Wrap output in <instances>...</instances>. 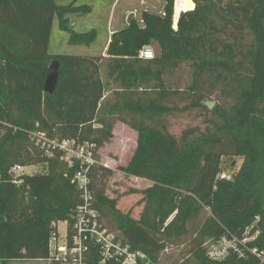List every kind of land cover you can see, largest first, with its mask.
Instances as JSON below:
<instances>
[{"label": "trees", "instance_id": "1", "mask_svg": "<svg viewBox=\"0 0 264 264\" xmlns=\"http://www.w3.org/2000/svg\"><path fill=\"white\" fill-rule=\"evenodd\" d=\"M79 1L0 0V264L46 260L52 224L69 220L82 204L73 182L79 163L69 169L58 158H48L31 140L33 133L96 146L89 174L94 207L111 232L152 264H159L166 248L187 239L196 264H264L250 252L264 253V0H191L195 8L181 13L177 30L175 0H164L163 14L145 11L142 26L132 19L111 36L107 55L136 65L131 88L148 91L151 81L150 90L158 87L163 101L184 87L192 106L204 112L203 126L180 137L132 124L137 147L120 170L151 183L140 192L144 211L138 220L132 212L122 213L119 199L107 195L114 172L101 164L99 151L113 137L107 119L117 104L108 115L103 57L49 54L56 19L71 46L97 40L95 29L79 33L70 28L69 16L93 14L92 5ZM153 44L160 55L141 59ZM55 62L60 80L49 95L45 82ZM212 98L216 105L210 110L204 103ZM121 108L128 115L168 111L156 100ZM225 158L243 161L237 172L227 174L230 180L221 178ZM44 164L47 172L26 175L21 187L13 185L12 168ZM224 236L249 239L247 258L232 254L222 262L210 261L204 239Z\"/></svg>", "mask_w": 264, "mask_h": 264}, {"label": "rangeland", "instance_id": "2", "mask_svg": "<svg viewBox=\"0 0 264 264\" xmlns=\"http://www.w3.org/2000/svg\"><path fill=\"white\" fill-rule=\"evenodd\" d=\"M82 0L89 3L95 8L94 15L87 17L73 16L71 20H80V27L71 23V29L79 33L89 32L91 29L97 31L98 37L92 48L71 46L68 43L69 34L59 29L58 19L54 22L52 39L49 49L50 55H70L89 57L96 52L101 54L112 30L115 32L127 27L130 17L142 26V13L147 11L153 14L161 15L164 0ZM69 1L58 0L59 4H65ZM176 2V1H175ZM145 4V5H144ZM114 5V6H113ZM193 6V5H192ZM176 7V5H175ZM74 22V21H73ZM73 25V26H72ZM84 25V26H83ZM85 27V28H84ZM132 81V80H131ZM149 87L154 86L153 82L148 83ZM148 87V91L133 94L132 102L141 101L147 103L156 100L168 109L164 114H146V115H128L127 112L117 104L113 114L107 119V124L113 128V137L109 143L99 151L101 164L111 170L114 175L108 182L107 195L110 198H118V209L122 213L132 212L135 219H140L144 211V204L140 203L142 195L140 192L151 185L150 182L127 176L120 167H126L133 157L137 147L138 135L133 129L132 124H144L145 126L157 129H166L171 135L180 137L183 131L203 126L204 112L192 106V96L184 89L181 91H170L166 100H159L160 89L157 87L153 90ZM175 88V87H174ZM205 102L215 103L212 99ZM106 110V109H105ZM243 161L238 158H225L223 167L226 174L237 172ZM48 164L39 166L26 167L25 173L35 175L47 172ZM65 228V222H59L61 236ZM207 242L208 238L204 239ZM192 242L187 239L180 245L173 246L172 250L163 259L164 264H181L189 260L191 264H196L197 255L191 253ZM167 259V260H166ZM167 261V262H166ZM23 264H46L45 262H24Z\"/></svg>", "mask_w": 264, "mask_h": 264}, {"label": "built area", "instance_id": "3", "mask_svg": "<svg viewBox=\"0 0 264 264\" xmlns=\"http://www.w3.org/2000/svg\"><path fill=\"white\" fill-rule=\"evenodd\" d=\"M157 57L153 45L147 46L140 54L143 60H154ZM31 140L35 146L48 158H58L69 169L75 163H79L80 169L76 173L73 182L78 186L82 204L72 213L65 222L63 235L61 236L59 223L52 224V232L49 242V256L42 261L49 264H152L147 256L123 241L119 236L111 232L104 224L100 212L94 207V195L89 177L91 166L96 163V146L91 143H81L78 140L50 139L46 134L33 133ZM22 166H15L11 170L12 183L16 187L24 184L25 173ZM223 179H231L230 175H221ZM171 217L167 223L172 220ZM249 239L240 241L236 237H222L219 240L208 239L203 248L206 257L212 262H222L232 254L241 259L247 258L244 251ZM172 248H166L168 255ZM253 256L264 262V253L256 249L250 251ZM165 255V256H166ZM164 256V257H165ZM163 259L159 264H164Z\"/></svg>", "mask_w": 264, "mask_h": 264}, {"label": "crops", "instance_id": "4", "mask_svg": "<svg viewBox=\"0 0 264 264\" xmlns=\"http://www.w3.org/2000/svg\"><path fill=\"white\" fill-rule=\"evenodd\" d=\"M64 1H69V0H64ZM80 2H82V0H80L78 2V5H83V4H80ZM117 2H118V0H116L114 2V5L117 4ZM141 2L143 3L144 0H142ZM192 2H193V0H192ZM84 4H89V3L84 2ZM175 5H176V2H175ZM164 7H163V13H164ZM194 8H195V6L193 8H190V9L194 10ZM175 12L176 11L174 9V18H175ZM182 12H185V11H182ZM94 13H95V8H94L92 15H94ZM181 13L176 17V19H174V28L178 27V22H179ZM72 18H73V16H69L70 25H71V23H74L75 26H77L78 28H81L80 27V20H71ZM53 29H54V27H53ZM52 32H53V30H52ZM114 33H115L114 30H112L110 32L107 43H106L101 54H98L96 52L93 53V50H91L92 53L89 56V57H103L102 79L106 85V94L104 96L103 106L105 105V109L106 108L108 109V110L106 109V111H108V113H107L108 115H110V111L112 110L111 107L116 105V104H118L120 107L122 105H124L125 103L131 104V102H132L131 93L132 92H143V89L136 90L134 88H131V84L129 83L130 79H132L131 76L132 75L135 76V74L132 72L136 71V65L131 63L127 58L109 57L107 55V48H108V45L111 41V36ZM51 39H52V35H51ZM95 42L90 46H81V47L92 48L93 45L95 44ZM50 44H51V40H50ZM49 49H50V47H49Z\"/></svg>", "mask_w": 264, "mask_h": 264}, {"label": "water", "instance_id": "5", "mask_svg": "<svg viewBox=\"0 0 264 264\" xmlns=\"http://www.w3.org/2000/svg\"><path fill=\"white\" fill-rule=\"evenodd\" d=\"M133 15L130 17L129 19V23L131 22V20L133 19ZM175 17H176V12H175ZM175 19V18H174ZM175 30L178 29L174 28ZM153 47L156 51V55L157 57L160 55V50L157 44H153ZM59 80H60V65L58 62L53 63L48 71L47 74V78H46V82H45V88L44 91L45 93L49 94V95H54L58 84H59ZM216 103H210V102H205L204 106L209 107L210 110H213V108L215 107Z\"/></svg>", "mask_w": 264, "mask_h": 264}, {"label": "bare ground", "instance_id": "6", "mask_svg": "<svg viewBox=\"0 0 264 264\" xmlns=\"http://www.w3.org/2000/svg\"><path fill=\"white\" fill-rule=\"evenodd\" d=\"M192 7L191 0H176V17L182 12V11H189V9ZM191 10V9H190ZM175 17V19H176Z\"/></svg>", "mask_w": 264, "mask_h": 264}]
</instances>
